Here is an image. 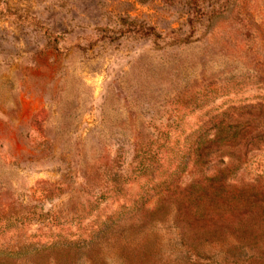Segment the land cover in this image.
Here are the masks:
<instances>
[{
  "label": "rangeland",
  "instance_id": "374dc122",
  "mask_svg": "<svg viewBox=\"0 0 264 264\" xmlns=\"http://www.w3.org/2000/svg\"><path fill=\"white\" fill-rule=\"evenodd\" d=\"M234 127L264 132V0H0V264H264Z\"/></svg>",
  "mask_w": 264,
  "mask_h": 264
},
{
  "label": "trees",
  "instance_id": "16d2710c",
  "mask_svg": "<svg viewBox=\"0 0 264 264\" xmlns=\"http://www.w3.org/2000/svg\"><path fill=\"white\" fill-rule=\"evenodd\" d=\"M242 129H244V128H242ZM241 131L242 130H239V128H237V127H234L233 128V131L231 133L224 134L221 131H218L217 132V135H215V137H214L213 141H211V143H224V142L229 143V142H235L238 139V137H239V138H242L243 143L247 142V145L250 146L251 143H253L254 141L260 140V138H263L264 137V132L259 133L256 136H252V135L247 134L245 132L242 133ZM219 181L221 182V179H219V178L218 179L215 178V179H211L210 180V182L213 185L210 189L209 188L207 189L208 191L210 190V194H211L210 196L212 198L210 201H213L215 199L213 197V193H216L217 191H219V186H220L218 184ZM250 191H251V189H250ZM203 194L205 195V192ZM248 194L246 195V198L243 201H241V203H240L239 200L234 201V199H233L232 196H230V197L226 196V198L223 201L224 202H228L230 204L232 203L230 205V207H232V210L233 211L240 212V211L243 210L244 213H245V211H246L247 208L249 210V206H250L249 203H251L252 198H256V196H255L256 194H252V193L250 195H248Z\"/></svg>",
  "mask_w": 264,
  "mask_h": 264
}]
</instances>
